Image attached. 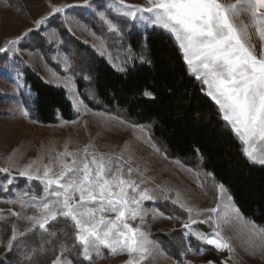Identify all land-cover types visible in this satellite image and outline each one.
Listing matches in <instances>:
<instances>
[{
  "label": "rangeland",
  "instance_id": "obj_1",
  "mask_svg": "<svg viewBox=\"0 0 264 264\" xmlns=\"http://www.w3.org/2000/svg\"><path fill=\"white\" fill-rule=\"evenodd\" d=\"M127 4L146 5V0H125ZM231 2V0H225ZM49 3L69 4L74 7L64 14L51 17L39 28L33 23L50 11ZM122 8L118 0H0V47H8L7 52H0V167H9L10 175L17 177L12 189L0 192V222L10 228L9 239L1 235L0 257L9 249L8 243L16 232V238L34 228L28 217H38L37 207L25 203L9 202L15 200L19 193L27 192L24 200L30 201L35 196L40 200L43 187L36 180L19 177V170L33 163V168L40 169L49 165L54 171L60 168L58 154L67 151L83 156L85 145L113 156L123 154L131 157L132 166L138 168L133 176L139 178L143 173L146 184L155 189L158 199L155 203L145 202L148 215L142 225L149 233L154 248L153 254L141 264H177L154 235L165 236L181 233L185 245L182 253L183 264H264V232L251 221L246 220L238 210V218L234 215L232 222L223 226L222 235L230 237L234 252L217 251L214 247L203 244L202 254L190 252L189 246L197 250L202 242L194 235H188L183 224L188 213L171 202H165L163 195L171 198L180 193L181 202L199 210L215 207L217 198H211L205 191L199 174L179 161H172L160 153L148 133L142 128L125 123L121 119L102 112L90 110L78 93L76 77L71 70L68 56L63 50L62 34L68 33L76 40L93 48L104 57L116 70L123 69L120 56L116 55V47L121 43L122 23L126 20L139 31L159 29L144 21L125 16L118 9ZM248 22L246 16L242 17ZM31 29V31H28ZM166 31V30H164ZM27 32L12 50L7 42ZM167 32V31H166ZM251 43L255 45L256 54L261 52V44L254 28H250ZM28 70L39 75L50 85L66 90L78 118L73 122H61L57 125L43 126L28 118L23 106V97L30 96L25 85L23 71ZM71 162V157L63 158ZM10 161V163L8 162ZM260 165L259 163H254ZM263 166V165H261ZM127 166H125L126 171ZM4 174L0 173V182ZM25 182V188L20 187ZM159 186V187H157ZM219 192V189H218ZM227 195L228 192L226 193ZM228 203L221 198V204ZM231 204L238 209L233 201ZM163 213V215L161 214ZM113 215L114 214H109ZM195 218V212H193ZM171 217V218H168ZM133 226L140 224V219L129 221ZM197 230L209 231L207 224H200ZM128 254L112 253L101 249L99 255H93L92 264H126Z\"/></svg>",
  "mask_w": 264,
  "mask_h": 264
},
{
  "label": "snow or ice",
  "instance_id": "obj_2",
  "mask_svg": "<svg viewBox=\"0 0 264 264\" xmlns=\"http://www.w3.org/2000/svg\"><path fill=\"white\" fill-rule=\"evenodd\" d=\"M118 2L122 6L118 11L125 16L158 26L173 36L189 74L200 82L201 90L218 106L225 125L240 141L242 154L250 162L264 165V0H146V5L127 4L125 0ZM72 7L74 5L49 3L47 15L33 23L39 28L51 17L64 14ZM244 16L248 22L242 19ZM250 28L255 29L262 41L259 56L250 42ZM26 35L27 32L7 44L16 51L15 45ZM8 50L7 46L0 47V52ZM143 95L153 96L147 90ZM90 147L85 145L83 156L67 148L59 153L58 171L44 165L41 176L40 169L33 168L35 162L20 169L19 177L36 180L42 185L43 196L36 200L33 195L32 200L26 202L24 197L28 193L21 192L9 202L37 207L40 215L28 219L33 227L38 226L44 232L51 222L71 221L75 245L79 246V255L88 264L102 248L112 253L126 252L129 256L126 264H141L153 254L154 245L142 225L148 215L145 202L155 203L158 199L153 194L155 189L142 187L146 184L143 173H139V178L133 176L138 168L132 166L131 157L125 159L122 153L113 156L94 149L89 151ZM64 157H71V162ZM0 173L4 174L0 192L12 195V189L6 186H14L17 177L9 174V167H0ZM217 187L215 207L196 210L181 202L179 192L175 198L164 194L163 200L188 213L183 228L202 242L197 250L189 246L190 252L202 254L205 251L202 245L206 244L217 251L226 250L231 258L234 252L231 238L222 235V231L234 215L238 218V209L231 204L232 197L226 194L224 186ZM222 197L228 203L222 205ZM137 218L140 224L133 226L129 221ZM200 224H207L210 230L198 231ZM15 239L13 229L9 249ZM61 251L67 252V246L62 245ZM52 264H72V261L58 256Z\"/></svg>",
  "mask_w": 264,
  "mask_h": 264
},
{
  "label": "trees",
  "instance_id": "obj_3",
  "mask_svg": "<svg viewBox=\"0 0 264 264\" xmlns=\"http://www.w3.org/2000/svg\"><path fill=\"white\" fill-rule=\"evenodd\" d=\"M121 23L123 36L114 49L123 71L89 45L62 34L63 50L86 106L142 127L160 153L199 174L211 198H217V186L222 184L242 216L264 230V165L242 154L241 143L225 125L218 106L189 74L173 36L159 29L139 31L126 20ZM23 74L30 95L23 97V106L31 121L51 126L78 118L65 89L32 71ZM145 90L153 96H144ZM20 187L25 188V182ZM10 231L0 222V239L1 235L9 239ZM154 237L168 256L183 264L186 247L181 233ZM62 245L67 252L61 251ZM79 253L71 221L59 219L47 226V232L37 227L18 236L0 264H52L58 256L72 264H88Z\"/></svg>",
  "mask_w": 264,
  "mask_h": 264
}]
</instances>
